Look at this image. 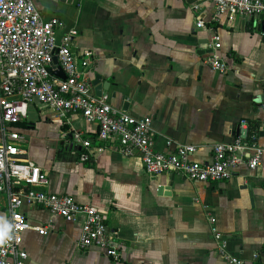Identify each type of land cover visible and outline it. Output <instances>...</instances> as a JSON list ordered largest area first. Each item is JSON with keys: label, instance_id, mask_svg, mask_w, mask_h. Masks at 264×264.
I'll list each match as a JSON object with an SVG mask.
<instances>
[{"label": "crops", "instance_id": "0c3cea01", "mask_svg": "<svg viewBox=\"0 0 264 264\" xmlns=\"http://www.w3.org/2000/svg\"><path fill=\"white\" fill-rule=\"evenodd\" d=\"M34 2L46 20L58 21L60 37L70 28L79 31L73 50L80 67L88 62L94 95L99 75L106 86L98 97L153 118L158 151L191 144L198 149L193 159L208 163L220 142L264 147L261 16L258 28L255 16L218 14L210 0ZM218 42L229 65L225 74L207 62ZM16 128L25 138L20 158L35 161L48 176L43 189L99 207L120 254L115 259L98 247L80 248L83 214L68 221L24 203L28 222L44 228L24 233L27 264H230L214 228L229 253L264 264V155L257 169L240 165L230 179L209 183L177 172L149 175L139 154L127 156L116 140L101 139L98 125L81 114L60 120L32 103ZM75 133L91 143L88 161L81 160L87 148ZM9 220V198L0 193V234Z\"/></svg>", "mask_w": 264, "mask_h": 264}, {"label": "built area", "instance_id": "2783aa9c", "mask_svg": "<svg viewBox=\"0 0 264 264\" xmlns=\"http://www.w3.org/2000/svg\"><path fill=\"white\" fill-rule=\"evenodd\" d=\"M210 1L218 14L228 12L248 18L264 14V0ZM198 26L204 23L199 22ZM59 27L57 20H46L42 16L34 0H0V129L3 134L0 137V193L8 196L10 211L7 232L0 234V264H27L28 253L22 247L24 233L29 229H44L28 222L21 211L24 203L47 208L68 221H75L83 214L80 248L98 247L110 257L118 259L120 256L114 234L99 207L79 203L67 194L44 190L48 183L45 171L35 161L20 158L26 152L21 144L25 138L16 125L27 116L29 104L38 103L53 110L60 120L83 115L98 125L101 139L116 140L127 156L139 154L151 176L177 172L194 181L217 183L230 179L240 165L257 169L262 164L264 147H251L242 139L215 144L208 163L193 159L198 149L191 144L179 145L174 152L158 151L153 118L135 117L114 107L106 98L94 95L91 75L84 70L88 62L80 67L73 50L79 31L70 28L60 37ZM215 48L217 51L207 62L215 71L225 74L229 65L218 52L219 42ZM90 55L84 53L86 59ZM55 56L65 72V79L54 73ZM246 125L244 121L245 128ZM75 138L87 148L81 160L88 161L94 152L90 150L91 143L84 140L81 133H75ZM17 186L23 188L18 190ZM210 220L216 221L214 217ZM213 233L219 242V252L227 262L250 264L227 251V244L217 228Z\"/></svg>", "mask_w": 264, "mask_h": 264}, {"label": "water", "instance_id": "95a60500", "mask_svg": "<svg viewBox=\"0 0 264 264\" xmlns=\"http://www.w3.org/2000/svg\"><path fill=\"white\" fill-rule=\"evenodd\" d=\"M78 0H74V3H76ZM260 16H261V19H263L262 23L264 24V15L263 14H260V15H255V23H257V20L260 19ZM248 18V17H247ZM250 19V18H249ZM258 24V23H257ZM262 25H257L258 28H260ZM54 66L57 68L56 71L54 72L55 75L59 76V77H62V78H66V75H65V72L63 71V69L61 68V66L59 65V60H58V57L55 56L54 58ZM94 85L96 86V92H97V95L98 96H102V93H101V90L102 88H105V86H102L101 85V76H97L96 80L93 82ZM246 134H247V131H246ZM245 134V136H246Z\"/></svg>", "mask_w": 264, "mask_h": 264}]
</instances>
